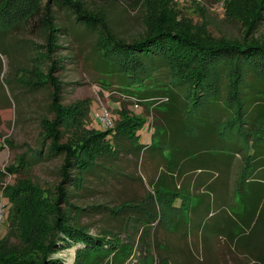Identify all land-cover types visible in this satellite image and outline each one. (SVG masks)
<instances>
[{"label":"trees","instance_id":"1","mask_svg":"<svg viewBox=\"0 0 264 264\" xmlns=\"http://www.w3.org/2000/svg\"><path fill=\"white\" fill-rule=\"evenodd\" d=\"M146 3L151 6L148 0ZM56 7L66 12L74 25L97 35L93 55L98 54L104 86L116 84L118 92L137 108L152 107L151 144H144L138 135L146 125L144 118L128 120L121 126H130L132 132L125 129L127 132L120 134L121 127L107 131L94 128L97 132L88 138L65 140L70 127L79 123L76 119L81 113L75 110L71 115L61 103V84L54 77L63 63V58L54 56L61 49V33L66 31L57 22ZM13 14L16 21L40 34L44 39L41 51L48 60L53 57L47 74L51 82L47 83L55 87L49 109L54 118L45 120L46 150H39L37 158L24 154L19 163L0 169L1 186L7 177H18L40 157L60 158L62 164L61 182L51 198L44 197L38 188L32 191L38 204L29 215L36 220L31 224L27 249L9 254L0 250V264H44L48 258L49 264H62L52 256L80 245L75 264H130L135 256L140 264H154V257L159 264H168L171 257L166 249L173 241L169 233L199 236L191 219L189 222L183 214L169 212L176 209L179 195L189 194L188 179L198 171L202 175H228L239 169L241 187L258 185L261 206L255 211L260 209L254 228L264 222V182L245 176L254 168L264 167V133L256 132L264 122V42L246 38L204 40L191 34L189 28L180 27L167 10L150 18L144 34L129 41L119 35L105 11L92 8L85 0H0V21L8 17L11 22ZM247 14L248 29L261 26L264 0H257L255 10L253 6ZM103 189L122 202L114 207L96 204L88 208L90 213L106 215L107 226L94 235L80 222L86 209L72 204L71 197H83L88 192L98 195ZM250 225L248 221L246 226ZM37 227L51 232L47 243L36 239ZM8 233L12 235L10 228ZM208 240L209 235L201 233L203 254L211 259L214 250ZM257 247L256 252L251 247L247 250L245 264H264V240ZM137 250L143 252L140 257Z\"/></svg>","mask_w":264,"mask_h":264},{"label":"rangeland","instance_id":"2","mask_svg":"<svg viewBox=\"0 0 264 264\" xmlns=\"http://www.w3.org/2000/svg\"><path fill=\"white\" fill-rule=\"evenodd\" d=\"M85 1L92 8L105 11L119 35L129 41L144 34L150 18L152 20L159 16L160 10H167V14L173 15L180 27L189 28L191 34L204 40L238 41L246 38L264 42V23L258 28L248 29L247 13L252 11L253 6L255 10L257 0H148L151 6L150 3H146L147 0ZM56 15L57 22L63 25L66 31L61 33V49L54 56V58H63L62 66L54 73V77L57 78L56 82L60 81L61 84V103L70 109L71 115L75 114V110L81 113V117L76 119L79 123H74L70 127V135H66L65 140L80 141L88 138L92 132H97L96 130L107 131L109 128L102 123L100 116L108 111L114 119L113 130L123 126L128 120L144 118L146 125L138 131V135L144 144H149L150 125L153 123L154 115L152 107L137 108L118 92L120 89L116 84L105 87L102 83L105 75L99 69L98 54L93 55L97 35L74 25L67 13L58 7H56ZM15 17V14L11 16V22H8V17L0 21V68H3V71L0 69L1 170L19 163L24 154L28 158H37L39 150H46V147H43L47 145L43 143L46 132L45 120L54 118L49 109L50 94L55 87L47 83L51 82L47 74L52 66L53 57L48 60L45 51H41L44 39L40 34L24 25L21 20L16 21L18 18ZM37 82H40V85H37ZM258 127L256 132L264 133V122ZM125 129L132 132L130 126H126ZM125 129L121 127L120 134L126 133ZM112 141L118 140L112 139ZM61 164L60 158L47 160L40 157L18 177L9 176L3 181V186L0 183V211H4L0 217L1 253L27 249L31 224L36 220L35 216L31 218L29 215L32 214L31 209L38 204L32 196L34 193L32 191L38 188L44 192V197L51 198V193L61 182L59 173ZM94 184L92 185L97 188L96 183ZM135 191V187L131 188V195ZM105 192H107L105 189L98 195L88 192L83 197L79 195L76 197L72 195L75 192L71 193V203L86 209L80 217L81 225L90 227L94 235L100 234V231L107 226L104 217L106 215L90 213L88 208L96 204H109L110 207H114L122 202L120 198L115 200L112 192ZM170 209L171 214L180 213L176 209ZM163 219L166 220L165 217ZM9 228L11 236H8ZM37 228L36 239L47 243L51 239V232L46 228ZM169 235L173 237V241L166 249L171 257L168 264L172 262L173 264H214L211 259L205 258L201 242L196 240L198 234L169 233ZM3 239L4 241H1ZM137 240L139 236L135 244ZM148 240L147 238L146 241ZM31 242L32 240L30 244ZM81 247L82 245L67 248L53 255L52 259L61 260L62 264H75L77 250ZM164 249L165 245L161 250ZM137 251L140 257L143 252ZM154 258V264H159V260ZM50 259L48 258L44 264H49ZM129 263L140 264L136 256Z\"/></svg>","mask_w":264,"mask_h":264},{"label":"crops","instance_id":"3","mask_svg":"<svg viewBox=\"0 0 264 264\" xmlns=\"http://www.w3.org/2000/svg\"><path fill=\"white\" fill-rule=\"evenodd\" d=\"M0 69L3 71V68ZM152 134L151 130L149 144L153 141ZM165 155L168 157L169 151ZM239 159H241L240 155H238ZM245 176L264 182V167L254 168ZM145 181L147 182L146 177ZM188 182L189 194L186 193L187 191H184L186 193L184 196L178 194L175 205L176 210L180 211L178 214H183L185 220L189 222L191 219L195 225V230L199 233L196 240H200L201 233L209 235L210 248L214 250L211 259H216L212 263L245 264L246 257H248L247 250L251 247V250L256 252L257 244L264 240V222L254 228L260 209L256 213L255 211L258 206H261L258 190H256L258 185L244 184L241 187L242 172L239 169L229 171L228 175H224L223 172L202 175L198 171V173H193ZM158 198L161 202H169L164 197ZM248 221L252 222L251 228L246 226ZM252 233L253 236L248 238V235L251 236Z\"/></svg>","mask_w":264,"mask_h":264},{"label":"built area","instance_id":"4","mask_svg":"<svg viewBox=\"0 0 264 264\" xmlns=\"http://www.w3.org/2000/svg\"><path fill=\"white\" fill-rule=\"evenodd\" d=\"M101 121L104 125H106L108 128H113L115 126L114 124V119L111 116L110 112L105 111L104 114L102 116H100ZM3 215V211H0V217H2ZM1 220V218H0Z\"/></svg>","mask_w":264,"mask_h":264}]
</instances>
